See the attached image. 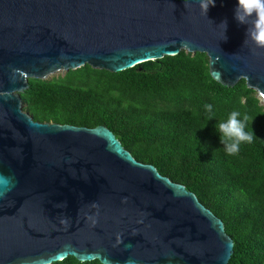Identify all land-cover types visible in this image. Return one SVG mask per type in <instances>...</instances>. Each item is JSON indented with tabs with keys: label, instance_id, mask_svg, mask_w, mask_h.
<instances>
[{
	"label": "water",
	"instance_id": "1",
	"mask_svg": "<svg viewBox=\"0 0 264 264\" xmlns=\"http://www.w3.org/2000/svg\"><path fill=\"white\" fill-rule=\"evenodd\" d=\"M236 0H0V264H227L223 221L184 184L138 161L104 125L34 120L28 79L84 65L119 72L181 50L211 77L244 79L264 105V49ZM221 22H226L224 28Z\"/></svg>",
	"mask_w": 264,
	"mask_h": 264
},
{
	"label": "trees",
	"instance_id": "2",
	"mask_svg": "<svg viewBox=\"0 0 264 264\" xmlns=\"http://www.w3.org/2000/svg\"><path fill=\"white\" fill-rule=\"evenodd\" d=\"M21 97L34 120L109 128L138 161L184 184L223 221L234 243L227 264H264V105L244 79L222 85L205 53L181 50L119 72L86 64L29 78ZM233 111L256 137L228 155L216 129ZM51 264L101 263L68 256Z\"/></svg>",
	"mask_w": 264,
	"mask_h": 264
},
{
	"label": "clouds",
	"instance_id": "3",
	"mask_svg": "<svg viewBox=\"0 0 264 264\" xmlns=\"http://www.w3.org/2000/svg\"><path fill=\"white\" fill-rule=\"evenodd\" d=\"M214 5L215 0H199V7L204 15ZM234 18L238 23L248 26L245 43L250 41L256 48L264 49V0H236ZM221 24L226 28V22ZM206 108L209 112L212 111L211 105H206ZM212 117L214 116L209 119ZM247 127V118H241L236 111L218 124L216 132L228 155H235L242 143H251L256 137L253 130H246Z\"/></svg>",
	"mask_w": 264,
	"mask_h": 264
},
{
	"label": "rangeland",
	"instance_id": "4",
	"mask_svg": "<svg viewBox=\"0 0 264 264\" xmlns=\"http://www.w3.org/2000/svg\"><path fill=\"white\" fill-rule=\"evenodd\" d=\"M57 75H62V73H61V72H56V73L50 75V77H52V76H57Z\"/></svg>",
	"mask_w": 264,
	"mask_h": 264
}]
</instances>
